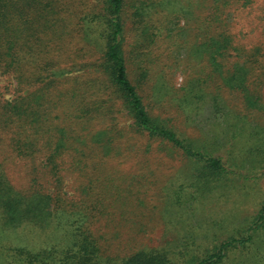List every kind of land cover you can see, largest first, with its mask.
<instances>
[{
    "label": "trees",
    "instance_id": "1",
    "mask_svg": "<svg viewBox=\"0 0 264 264\" xmlns=\"http://www.w3.org/2000/svg\"><path fill=\"white\" fill-rule=\"evenodd\" d=\"M93 6L85 0H0V78L7 79L0 85V264H264V201L211 246L197 245L190 234L183 245L136 243L115 254L118 233L102 232L104 219L107 224L115 217L111 210L123 202L114 167L133 158L132 142L146 139L141 162H148L153 144L187 159L190 185L173 184L163 193L167 208L193 210L233 174L216 155L217 139L183 137L149 112L139 86L184 49L183 104L205 100L218 80L238 91L248 110H258L260 97L251 85L257 74L264 76V0H96ZM71 42L101 56L88 63L81 48L68 57ZM129 59L139 73L137 85ZM77 61L92 72L70 76ZM102 80L130 128H98L112 112L100 95L91 99L90 88L102 87ZM67 173L81 183L69 196Z\"/></svg>",
    "mask_w": 264,
    "mask_h": 264
},
{
    "label": "rangeland",
    "instance_id": "2",
    "mask_svg": "<svg viewBox=\"0 0 264 264\" xmlns=\"http://www.w3.org/2000/svg\"><path fill=\"white\" fill-rule=\"evenodd\" d=\"M85 1L89 8L94 7L96 3V0ZM228 22L230 24V17ZM128 36V42L132 43V35ZM251 37L250 34L245 39ZM186 38L185 33L180 36L181 40ZM253 40L258 44L262 42L258 35L254 36ZM81 48L80 44L71 42L65 49V55L72 57ZM82 50L86 52L83 54L89 57L86 59L88 63L98 61L101 56L95 51L88 52L83 48ZM174 52L170 66L157 70V75L151 73L145 85L139 86L140 95L152 115L164 120L183 137L200 142L217 139L216 144L220 147L216 155L224 158L233 174L222 186L217 184L213 194L205 201L195 202L193 210L167 208L162 205L165 200L163 193H171L169 190L174 187L173 184L175 188H179L181 184L190 185V182L185 181H188L187 176L192 173L187 159H182L168 146L153 144L148 162H141L137 155L144 149L146 139H139L138 144L132 142L129 150L133 158L122 168L114 167L118 174V191L123 202L119 208L111 210L117 215L109 218L107 224L104 219L102 225V232L108 237L114 232L119 235L113 247L115 254L130 251L136 243L151 247L172 243V246L183 245L188 242L190 234H195L197 245L211 246L221 243L232 230L243 225L247 218L250 219L264 201V76L258 77L257 74L252 82L256 84L251 85L252 89L257 88L256 95L260 97L258 110H248L243 96L238 91L224 87L218 80L211 83L205 100L183 104L181 100L183 89L187 85V72L182 71L186 67L184 59L187 52L179 48ZM77 62V67H71L70 76L80 72H92L93 68L90 66L83 68L85 61ZM128 67L132 82L139 84V73L130 59ZM198 68L195 65V70ZM6 82L7 79L0 78V85H5ZM102 83V87L96 85L90 88L91 99L96 101L93 98L98 96L93 94L100 95L99 102H103L104 107L111 106L112 112L101 119L98 128L110 124L118 128H130L132 121L123 110L121 102H111V90L107 83L105 86L103 80ZM167 86L173 87L169 94L165 91ZM6 95L9 98V93ZM18 180L22 181V178ZM77 180V176L66 174L63 184L66 187V196L75 191L76 184L81 185ZM183 181L185 183H182ZM190 206L188 203L185 207ZM108 209L110 211V208ZM139 231H143L142 236L145 237L142 241H139L142 236L137 235Z\"/></svg>",
    "mask_w": 264,
    "mask_h": 264
}]
</instances>
